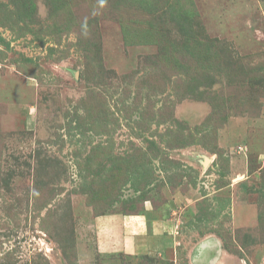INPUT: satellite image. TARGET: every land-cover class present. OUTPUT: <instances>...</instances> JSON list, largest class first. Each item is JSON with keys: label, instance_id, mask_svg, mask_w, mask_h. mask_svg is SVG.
I'll return each instance as SVG.
<instances>
[{"label": "rangeland", "instance_id": "1", "mask_svg": "<svg viewBox=\"0 0 264 264\" xmlns=\"http://www.w3.org/2000/svg\"><path fill=\"white\" fill-rule=\"evenodd\" d=\"M263 150L264 0H0V264H264Z\"/></svg>", "mask_w": 264, "mask_h": 264}, {"label": "crops", "instance_id": "2", "mask_svg": "<svg viewBox=\"0 0 264 264\" xmlns=\"http://www.w3.org/2000/svg\"><path fill=\"white\" fill-rule=\"evenodd\" d=\"M259 157H263L264 158V150L261 152V154H259ZM141 216H134L133 218L135 219H130V218H122L120 219V229L122 230H126L128 231L129 235H126L125 233H123L122 235V241H120V245L122 246V248L124 249H131L132 246H134L135 242H140V240L142 239L141 237H137L140 231H142L145 227V218H143V216L140 218ZM143 220V226L141 227L140 225V221ZM134 221V227L136 232L130 231L132 230V224H130L129 222ZM153 222H158L157 220H152ZM166 222V221H164ZM168 222V221H167ZM103 225V224H102ZM105 225V224H104ZM136 239V240H135ZM129 240V241H127ZM141 245V244H140ZM137 246V244H136Z\"/></svg>", "mask_w": 264, "mask_h": 264}]
</instances>
